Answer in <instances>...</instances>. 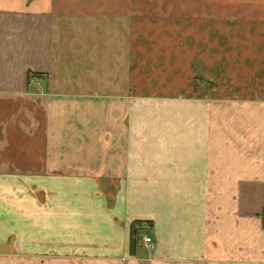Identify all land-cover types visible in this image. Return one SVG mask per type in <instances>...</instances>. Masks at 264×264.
I'll return each instance as SVG.
<instances>
[{
  "label": "crops",
  "instance_id": "0c3cea01",
  "mask_svg": "<svg viewBox=\"0 0 264 264\" xmlns=\"http://www.w3.org/2000/svg\"><path fill=\"white\" fill-rule=\"evenodd\" d=\"M162 2L145 75L132 0H0V264H264V0Z\"/></svg>",
  "mask_w": 264,
  "mask_h": 264
},
{
  "label": "rangeland",
  "instance_id": "374dc122",
  "mask_svg": "<svg viewBox=\"0 0 264 264\" xmlns=\"http://www.w3.org/2000/svg\"><path fill=\"white\" fill-rule=\"evenodd\" d=\"M89 1L92 2V0ZM162 1L165 0H132V4H133L132 15L134 16H133V21L131 22V31H132L131 64H132L133 72L144 73L146 75L151 70L153 66H149L148 65L149 62L147 61L149 60V57L153 54V52H156L155 46L157 43L156 41L157 38L154 35L159 31L170 30L172 28L173 23L166 22V17L163 15V13H165L164 11L165 8L168 9V6L170 5L168 6L164 5L163 3L165 2ZM167 2L169 3L170 1ZM139 13L144 14V15H140L144 17V20L142 21L140 20V17L138 16ZM135 14L138 15L135 16ZM64 24L68 31H72V30L78 31L71 34L72 35L71 40H75L77 45L82 44L80 39H85L83 37H80L81 36L80 32L82 30L87 31L86 34H88L89 36L88 41L90 42L95 41V37L93 34H92V38H90L89 31L90 32L96 31L97 27L99 26L98 22L71 21L69 23H64ZM120 24L122 25L123 23ZM102 28H105L104 25L102 26ZM160 44L161 42L158 45ZM149 61L152 62L153 59ZM195 78H196L194 82L195 87L205 88L207 90H212L215 87L214 84H209L208 81L205 82L199 71H197ZM209 81L212 80L209 79ZM145 238H149L151 241L150 237H144V239ZM150 241L149 242L144 241V242L150 243Z\"/></svg>",
  "mask_w": 264,
  "mask_h": 264
},
{
  "label": "trees",
  "instance_id": "16d2710c",
  "mask_svg": "<svg viewBox=\"0 0 264 264\" xmlns=\"http://www.w3.org/2000/svg\"><path fill=\"white\" fill-rule=\"evenodd\" d=\"M37 76H38V74H33V73H30V72L28 74L29 78L37 77ZM149 224H150L149 221H135V222L132 223V226H131V245L134 244V239L136 237V229L138 227L142 228V227L148 226Z\"/></svg>",
  "mask_w": 264,
  "mask_h": 264
},
{
  "label": "built area",
  "instance_id": "2783aa9c",
  "mask_svg": "<svg viewBox=\"0 0 264 264\" xmlns=\"http://www.w3.org/2000/svg\"><path fill=\"white\" fill-rule=\"evenodd\" d=\"M144 241H145V242H149L150 239H149V238H145Z\"/></svg>",
  "mask_w": 264,
  "mask_h": 264
}]
</instances>
